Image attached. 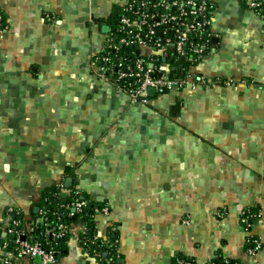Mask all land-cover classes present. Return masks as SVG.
Here are the masks:
<instances>
[{
	"label": "crops",
	"instance_id": "1",
	"mask_svg": "<svg viewBox=\"0 0 264 264\" xmlns=\"http://www.w3.org/2000/svg\"><path fill=\"white\" fill-rule=\"evenodd\" d=\"M212 1L213 47L192 65L206 83L132 102L95 65L101 20L124 0H0V229L8 208L28 222L45 188L74 183L108 206L93 231L115 264H264V15ZM83 229L72 223L54 264H110Z\"/></svg>",
	"mask_w": 264,
	"mask_h": 264
},
{
	"label": "built area",
	"instance_id": "2",
	"mask_svg": "<svg viewBox=\"0 0 264 264\" xmlns=\"http://www.w3.org/2000/svg\"><path fill=\"white\" fill-rule=\"evenodd\" d=\"M241 3L264 15V0H240ZM212 0H124L120 7L116 25L106 34L103 50L95 57L97 74L124 91L132 102H147L148 89L154 92L179 90L206 83L204 76L192 71L189 59L199 60L213 47L209 24L212 16ZM1 22V16H0ZM62 188V184L60 185ZM69 192V190H68ZM68 192L66 194H68ZM87 201L75 196L65 205L66 215L73 216L83 211ZM108 212V206H94L93 213ZM7 209L5 224L0 229V240L4 250L0 264H13L20 256L37 258L34 264H54L56 255L47 248L39 236L33 232V223L43 224L44 233L51 238H61L69 227L58 220L52 228L46 222L43 211L31 223ZM243 210L240 221L248 229L250 216ZM70 231V229H69ZM84 227L83 232L85 233ZM249 253L261 247L256 236H249ZM173 264H217L213 260L199 262L186 257L175 258ZM223 264H233L225 259Z\"/></svg>",
	"mask_w": 264,
	"mask_h": 264
},
{
	"label": "trees",
	"instance_id": "3",
	"mask_svg": "<svg viewBox=\"0 0 264 264\" xmlns=\"http://www.w3.org/2000/svg\"><path fill=\"white\" fill-rule=\"evenodd\" d=\"M212 8H213V2H212ZM119 11H120V8L114 11L111 14V16H109L108 18L101 20L102 23H105L106 25H108L109 30H112L113 27L116 25L117 19L119 16ZM4 25H5L4 19L1 16L0 28L3 27ZM107 33L108 31L106 32V34ZM196 61L197 60L195 59L188 60V62H192L193 64ZM75 196L85 199L87 201V205L84 207L82 212L75 213L73 216L68 217L66 215L68 209L65 208V205L68 204L72 200V198H74ZM102 205H105V204L94 203L92 200H90L80 189L77 188V186L74 183L71 184V186L69 187V192L65 196L61 195L60 185H51L43 190L41 197H40V201L38 202L39 211L34 212L33 213L34 217H32V219L29 220L28 222L31 221L32 223V221L36 219L37 216L41 215L40 210L43 211V216L45 217L44 219L46 220V222H49L50 224L49 226L51 228L58 221L56 219V215L58 213L62 216V221L67 224L69 229L71 228V225L73 222L80 220L83 222V225L86 228L85 233H82L80 236V239L82 242L81 244L85 246L88 252L103 256L104 260L109 261L110 264H115L116 255H115V252L113 251L114 250L113 245L101 240L99 237H97L94 234V231H93V227H94L93 222H92V217L94 215L93 207L102 206ZM246 210H249L250 212L256 213L258 215L257 211L250 210V209H246ZM15 216L20 217L21 219L24 218L23 215H21L20 213L19 215L16 214ZM250 220H251V216H250ZM26 221L27 220L23 219L21 225L25 224ZM242 225L244 226L243 223ZM33 228H34L33 232L36 234V236H39L43 242L47 241V243H45L46 247L54 250L55 255H56V261H57L60 254L66 251L65 250V240L69 236V233H70L69 229L63 237L58 238V239H55V238L53 239L49 235H46L44 233L45 226L43 224L33 223ZM248 237L249 236H247L246 238ZM245 243H246L247 248L250 247L249 243L247 242ZM177 257H185V256L179 255V256H176L175 258ZM175 258H173L171 264H173ZM186 258H189V257H186ZM225 259L227 258L216 257L210 260H213L217 264H223V261ZM227 260H229V262L233 264H240L239 262H236L234 260H230V259H227ZM104 264H106V262Z\"/></svg>",
	"mask_w": 264,
	"mask_h": 264
},
{
	"label": "water",
	"instance_id": "4",
	"mask_svg": "<svg viewBox=\"0 0 264 264\" xmlns=\"http://www.w3.org/2000/svg\"><path fill=\"white\" fill-rule=\"evenodd\" d=\"M102 30L104 31V32H107V30H108V25H103L102 26ZM154 92V89L153 88H149L148 89V93L149 94H152ZM70 182H71V179L70 178H68L67 180H66V187H69L70 186ZM61 195L62 196H65L66 194L63 192V193H61Z\"/></svg>",
	"mask_w": 264,
	"mask_h": 264
}]
</instances>
